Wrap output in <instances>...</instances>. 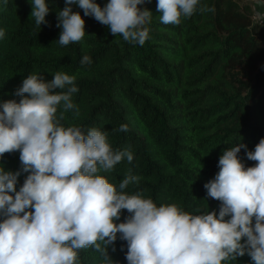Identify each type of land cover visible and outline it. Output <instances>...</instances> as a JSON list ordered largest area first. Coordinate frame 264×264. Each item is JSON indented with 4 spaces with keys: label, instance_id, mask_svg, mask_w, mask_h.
I'll return each mask as SVG.
<instances>
[{
    "label": "clouds",
    "instance_id": "obj_1",
    "mask_svg": "<svg viewBox=\"0 0 264 264\" xmlns=\"http://www.w3.org/2000/svg\"><path fill=\"white\" fill-rule=\"evenodd\" d=\"M150 0H65L57 11L60 46L83 41V10L129 44L144 45L152 13L140 7ZM30 19L46 24V0H31ZM213 9L200 0H157L159 20L178 26L185 18ZM257 16H261L257 13ZM264 19V17H262ZM5 32L0 29V38ZM83 55L80 64L90 65ZM46 81L42 73L28 74L15 91L19 102H0V159L19 151L21 169L0 165V264H80L81 250L99 253L101 264H114L108 254L118 238L127 242V264H229L245 254L264 264V139L246 151L245 167L238 153L244 144L223 150L219 171L204 184L207 197L220 202L216 211H185L177 203L157 205L139 188L141 177L129 168L117 184L104 173L131 164L130 147L113 148L109 132L99 127L66 124V114L78 117L73 96L77 75L57 71ZM114 132L129 131L120 124ZM227 144V142H225ZM28 173L17 191L21 173ZM129 186L136 191L128 192ZM207 201V199H204ZM208 204V203H207ZM122 210L128 216L120 221Z\"/></svg>",
    "mask_w": 264,
    "mask_h": 264
},
{
    "label": "trees",
    "instance_id": "obj_2",
    "mask_svg": "<svg viewBox=\"0 0 264 264\" xmlns=\"http://www.w3.org/2000/svg\"><path fill=\"white\" fill-rule=\"evenodd\" d=\"M46 2L47 23L39 29L30 19L31 0H0V29L5 32L0 38V102H19L14 93L33 72L46 81L57 71L77 75L79 91L73 100L80 112L78 117L67 113L65 123L107 130L113 148L130 147L134 153L131 164L125 160L104 173L110 181L118 184L131 168L141 177L139 188L158 206L177 203L192 213L200 208L218 214L220 202L207 197L204 184L219 171L223 150L246 145L238 156L252 167L257 162L245 153L264 139V69L259 68L264 64V27L234 0H200L213 11L202 13L198 6L180 25H164L157 0H150L142 7L152 19L149 39L141 46L112 35L74 4L86 34L80 43L60 46L57 11L65 0ZM107 2L96 0L101 7ZM85 54L92 63L82 66ZM120 124L129 131L114 132ZM19 155L6 153L0 165L20 170ZM27 175L21 173L17 191ZM128 215L122 210L117 223ZM114 247L108 249L114 264H127V242L119 234ZM79 258L80 264H101L91 248L81 250ZM229 264L253 262L245 254Z\"/></svg>",
    "mask_w": 264,
    "mask_h": 264
},
{
    "label": "rangeland",
    "instance_id": "obj_3",
    "mask_svg": "<svg viewBox=\"0 0 264 264\" xmlns=\"http://www.w3.org/2000/svg\"><path fill=\"white\" fill-rule=\"evenodd\" d=\"M241 8H248L251 12L252 21L261 27H264V1L260 0H234ZM140 7H143L141 5ZM260 13L261 16H257ZM259 68L264 69V64H261Z\"/></svg>",
    "mask_w": 264,
    "mask_h": 264
}]
</instances>
